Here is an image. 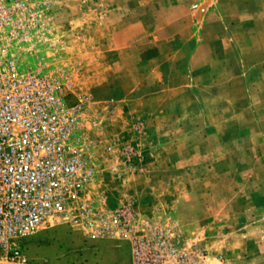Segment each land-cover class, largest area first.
Here are the masks:
<instances>
[{
    "label": "rangeland",
    "instance_id": "rangeland-1",
    "mask_svg": "<svg viewBox=\"0 0 264 264\" xmlns=\"http://www.w3.org/2000/svg\"><path fill=\"white\" fill-rule=\"evenodd\" d=\"M49 45L97 176L84 196L174 224L206 264H264V0H48ZM34 264H131L129 235L60 218Z\"/></svg>",
    "mask_w": 264,
    "mask_h": 264
},
{
    "label": "built area",
    "instance_id": "built-area-1",
    "mask_svg": "<svg viewBox=\"0 0 264 264\" xmlns=\"http://www.w3.org/2000/svg\"><path fill=\"white\" fill-rule=\"evenodd\" d=\"M48 9V0H0V264H34L23 240L57 218L93 236L129 235L131 264H206L205 250L184 246L174 224L84 196L97 167L66 101L71 76L40 53Z\"/></svg>",
    "mask_w": 264,
    "mask_h": 264
}]
</instances>
